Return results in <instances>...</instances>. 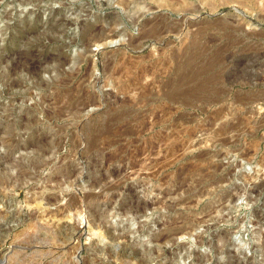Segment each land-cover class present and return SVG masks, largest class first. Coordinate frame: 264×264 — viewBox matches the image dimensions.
Masks as SVG:
<instances>
[{"label":"rangeland","instance_id":"1","mask_svg":"<svg viewBox=\"0 0 264 264\" xmlns=\"http://www.w3.org/2000/svg\"><path fill=\"white\" fill-rule=\"evenodd\" d=\"M0 264H264V0H0Z\"/></svg>","mask_w":264,"mask_h":264},{"label":"bare ground","instance_id":"2","mask_svg":"<svg viewBox=\"0 0 264 264\" xmlns=\"http://www.w3.org/2000/svg\"><path fill=\"white\" fill-rule=\"evenodd\" d=\"M196 43H197V42H196ZM184 51H185V50H184ZM190 54H191V53H190ZM182 56H183V55H182ZM190 57L192 58L191 55L189 56V58H190ZM187 61H188V60H187ZM202 61H203V60H202ZM177 63H178V62H177ZM184 68H185V67H184ZM183 71H184V70H183ZM192 72H193V71H192ZM200 72H201V71H200ZM191 74H192V75H191ZM196 75H197V72H196V71L193 72V73H191V72H188V73H187V72H184V73H182V72H181V74H180V76H178V78L181 79L183 82H185V81H184L185 79H187V78L189 79L191 76H192V77H194V76L196 77ZM176 78H177V77H176ZM207 80H208V79H207ZM215 80H216V79H215ZM202 81H203V80H202ZM219 81H220V80H219ZM208 82H209V81H208ZM211 82H212V81H211ZM204 83H205V82H204ZM173 84H174V83H173ZM207 84H208V83H207ZM198 87H199L200 89H202V90H203V88H206V87H204V85H202V84L199 85ZM198 87H197V89H199ZM177 88H178V87H177ZM183 90H184V89H183ZM187 90L190 91L191 89H189V88L187 89V88H186V91H187ZM193 90H195V89H193ZM202 90H201V91H202ZM205 90H206V89H205ZM169 91H170V90H169ZM178 91L180 92V90H178ZM197 91H198V90H197ZM181 92H182V93H185V92H183V91H181ZM170 94L177 95L178 93H177L176 91L174 92V90H173ZM180 94H181V93H180ZM182 95H183V94H182ZM186 96H187V95H186ZM178 98H179V97H178ZM173 99H174V97H173ZM177 100H178V99H177Z\"/></svg>","mask_w":264,"mask_h":264},{"label":"water","instance_id":"3","mask_svg":"<svg viewBox=\"0 0 264 264\" xmlns=\"http://www.w3.org/2000/svg\"><path fill=\"white\" fill-rule=\"evenodd\" d=\"M246 168H248V167H245V169ZM233 240L235 241V242H239V237L237 236V235H233Z\"/></svg>","mask_w":264,"mask_h":264}]
</instances>
